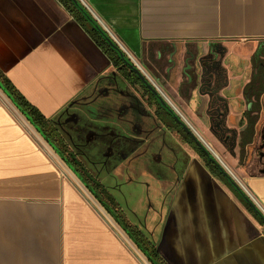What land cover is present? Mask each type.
I'll return each mask as SVG.
<instances>
[{
    "label": "crops",
    "instance_id": "obj_1",
    "mask_svg": "<svg viewBox=\"0 0 264 264\" xmlns=\"http://www.w3.org/2000/svg\"><path fill=\"white\" fill-rule=\"evenodd\" d=\"M80 1L264 210V144L247 174L209 127L215 105L226 129L245 127L264 0ZM85 20L61 0H0V264H150L79 175L161 264H264V225L194 149L161 126L145 134L152 112ZM201 59L225 70L213 94ZM262 126L264 89L255 136Z\"/></svg>",
    "mask_w": 264,
    "mask_h": 264
},
{
    "label": "flooded vegetation",
    "instance_id": "obj_2",
    "mask_svg": "<svg viewBox=\"0 0 264 264\" xmlns=\"http://www.w3.org/2000/svg\"><path fill=\"white\" fill-rule=\"evenodd\" d=\"M212 54H213V56L211 55L212 57H216L214 55V53H212ZM208 63H210V62L209 61L206 62L205 60L201 59L199 61V64H198V66H203V69H204L203 70V72H204L203 75H204V77H207L208 80H209L208 82H206V83H204L203 85L200 86V90L202 92L207 93V94H213L216 90H219L220 88H222L223 82L225 81V78H226V74H225V70L221 68V65H220L219 61L218 62L217 61L216 62L211 61V64H208ZM251 67H253V64H251ZM252 74H253V71H252ZM252 74H251V77H252ZM117 75H118L119 83H122L123 85L126 84L128 87H130V89L134 93H136V94H138L140 96V98L142 99L143 103L152 112V115H153L155 121L157 122V124L154 123L153 129H148L145 134L148 133V136H149V134H152L151 136L153 138H155L154 141H157L156 139H159V136H160L159 133L161 134V132L158 131V126H161L162 129H164L165 131H167L168 133H170L174 137L180 139L183 143H185L188 146H190L188 143H186L183 140L184 135H187V134L183 131L182 127L175 121V119L168 113V111H166V109L163 108L160 105V103L155 98V96L144 85L143 86L153 96L151 94H149V93L143 92L140 89H137L134 86H132V84L130 83L132 81L131 76L129 77V79H126V78H124L122 76V72L116 69V76ZM213 77L217 78V81L215 83L213 82V80H214ZM263 80H264V75H263ZM260 96H261V94L259 95V97L257 99L258 111L253 113L256 116L255 122L252 123L251 121H247V120H249L248 119L249 116L247 115L245 127L242 129V131L237 132V133L234 130H229V129L225 128L224 120H225V116H226V113H227V109H225L223 107H220L219 105L218 106L215 105V106L210 107V112H211V114H210V118H211L210 119L211 120L210 123L211 124L209 126L210 127V131L216 135L218 140H220L221 142L224 143V145L226 146V151L229 152L231 155H234V150L237 149L239 161L242 160L243 154H244V147H242V142L243 141H248L247 144H250L252 142L253 138L255 137L254 128H255V124H256V120H257V115L259 113V98H260ZM251 99L248 102L249 104H248L247 113L250 111V108H251L250 103H256L255 99H253V98H251ZM216 107H217V109H216ZM218 107H219V109H218ZM248 124H253L252 130H249L247 128ZM240 125L243 126V123L240 124ZM259 144L260 145L264 144V139L263 138H262V140L260 141ZM109 152H110V150L107 151V148H105L103 150V152L100 153V156H101V159H102L101 164L103 166L102 168H105V167L107 168L111 164V162H107V160L109 159V157H108ZM61 154L63 155L64 159L70 165L71 164H75L74 162L71 161L72 158L69 157V155H67V157H66V156H64L63 153H61ZM156 155H158L157 152H156ZM205 160H206V158H205ZM77 168L80 169L79 172H83L82 171L83 167L77 166ZM80 179L83 181V185H84L85 188H87L88 190H90V191H92V192H94L96 194V197H95L96 199L98 198L102 203H104L105 205H108V207L112 208L110 206V204L106 200L102 199V197L99 195V192H98L99 191V183L97 181L94 180V181H89L88 182V181L84 180L82 178V176H80Z\"/></svg>",
    "mask_w": 264,
    "mask_h": 264
},
{
    "label": "trees",
    "instance_id": "obj_3",
    "mask_svg": "<svg viewBox=\"0 0 264 264\" xmlns=\"http://www.w3.org/2000/svg\"><path fill=\"white\" fill-rule=\"evenodd\" d=\"M63 1L66 6L72 10L77 17L81 18L83 21L85 20L83 15L74 7V5L71 3L70 0H61ZM85 22L90 25L91 31H92V36L95 40L98 41L99 46L101 49L109 56L111 63L113 66L122 72V76L126 79H129L131 76L132 81L130 82L132 86H134L137 89H140L143 92L151 94L142 84L140 79L133 74L122 62V60L119 58V55L116 51H114L112 48H110L104 41V39L101 37V35L93 28V26L88 23L86 20ZM251 64H253L252 67V77L250 79L249 84L245 87V99L249 102L251 98L255 99L256 103H251V108L250 111L247 113L249 116L247 121H251L252 123L255 122L256 116L253 114L254 112L258 111V104H257V99L260 94L263 92V75H264V46H261L260 44L256 48L255 52L253 53L251 57ZM152 95V94H151ZM153 96V95H152ZM253 114V115H252ZM30 116V115H29ZM250 125V126H249ZM247 128L249 130H252L253 124H248ZM183 140L188 143L195 151L196 153L200 156V158L204 161V163L210 167L212 170L215 171V174L220 176L221 178L223 177L222 173L218 170L216 166L213 164L211 165L209 162H207L204 158L203 153L201 150L188 138L187 135H184ZM248 141H243L242 142V147H244ZM60 157L63 158V160L66 162L64 159L63 155L60 154ZM80 177V176H79ZM223 179V178H222ZM225 179V178H224ZM223 179V180H224ZM227 180V179H226ZM229 182V181H228ZM229 186L235 190V192L243 199L244 197L240 193L238 189H236L232 183L229 182ZM90 191V190H89ZM95 197L96 194L92 191H90ZM98 202L105 208V210L113 217V219L116 222H119L120 227L125 231V233L128 235V237L132 240V242L137 246V248L144 254V256L148 259L150 264H161L160 259L155 251L154 246L149 243L136 229L128 226L125 224L115 213V211L108 207V205H105L102 203L98 198ZM247 204V203H246ZM249 211L253 214V216L260 222V224H263V221L261 219V214L258 212H255V210L251 209L249 207Z\"/></svg>",
    "mask_w": 264,
    "mask_h": 264
},
{
    "label": "water",
    "instance_id": "obj_4",
    "mask_svg": "<svg viewBox=\"0 0 264 264\" xmlns=\"http://www.w3.org/2000/svg\"><path fill=\"white\" fill-rule=\"evenodd\" d=\"M74 7L83 15V17L90 23L93 28L101 35L104 39L105 43L116 51L119 55V58L122 60L124 65L135 74L142 84L155 96L160 105L168 111V113L175 119V121L182 127L183 131L188 135V137L192 140V142L201 150L206 160L216 166L218 170L222 173L223 177L227 179L232 185L240 191L243 200L247 205L255 210V212L259 211L253 204V202L246 196L243 189L236 183L235 179L232 175L225 169V167L221 164V162L214 156V154L208 149V147L204 144V142L197 136V134L185 123V121L170 107V105L163 99L161 94L157 91V89L149 82L144 75L133 66L131 61H129L125 55L119 50V48L114 44V42L107 36L104 30L95 22L92 16L79 4L78 0H70ZM48 141L47 139H45ZM263 224L264 218L261 217ZM119 224V222H117Z\"/></svg>",
    "mask_w": 264,
    "mask_h": 264
},
{
    "label": "rangeland",
    "instance_id": "obj_5",
    "mask_svg": "<svg viewBox=\"0 0 264 264\" xmlns=\"http://www.w3.org/2000/svg\"><path fill=\"white\" fill-rule=\"evenodd\" d=\"M254 138H255L254 139L255 140L254 141V143H255L254 146L251 145L246 150H244L245 156H243L241 163L239 161L237 149L234 150V155H231L229 152L226 151L228 153L229 157L232 160H234V165L235 166H239L241 164V167L243 169H245V171H246L247 174H251V173H254V172H257L258 171L257 170L258 169L257 168L258 167L257 166V162H259V160L256 159V157H255L257 155V153L255 152V150L257 149V146L260 145L259 143L262 140V138H264V126H262L259 129L257 135ZM206 145H207L208 149L214 154V156L226 167L227 170H229L227 168L226 164L224 163V161L222 160V158L219 156L220 154L217 153L212 146H210L208 144H206ZM229 172H230V174H232L234 176L235 179L237 178L236 175H235V173H234V171L229 170Z\"/></svg>",
    "mask_w": 264,
    "mask_h": 264
},
{
    "label": "built area",
    "instance_id": "obj_6",
    "mask_svg": "<svg viewBox=\"0 0 264 264\" xmlns=\"http://www.w3.org/2000/svg\"><path fill=\"white\" fill-rule=\"evenodd\" d=\"M79 4L87 11L86 7L83 5V3L78 0ZM88 12V11H87ZM89 13V12H88ZM90 14V13H89ZM93 18V17H92ZM94 19V18H93ZM95 20V19H94ZM97 23V21H95ZM98 24V23H97ZM102 28V27H101ZM103 29V28H102ZM104 30V29H103ZM104 32L107 34V36L114 42V44L119 48V50L125 55V52L124 50L120 47L119 43L114 39V37H112L111 35H109L105 30ZM126 56V55H125ZM127 57V56H126ZM129 61H131V63L133 64V66L135 68H137L143 75L144 77L152 83L151 80H149L146 75L144 74L141 66L134 62L133 60H131L130 58H127ZM152 85L154 86V84L152 83ZM155 87V86H154ZM156 88V87H155ZM232 175V174H231ZM233 177V176H232ZM234 178V177H233ZM235 179V178H234ZM236 183L241 187V185L239 184V182L235 179ZM242 188V187H241ZM246 196L253 202V204L255 205V207L257 208V210L259 211V213L261 214V216L264 218V210L258 205V203L250 196L248 195L246 192H245Z\"/></svg>",
    "mask_w": 264,
    "mask_h": 264
},
{
    "label": "bare ground",
    "instance_id": "obj_7",
    "mask_svg": "<svg viewBox=\"0 0 264 264\" xmlns=\"http://www.w3.org/2000/svg\"><path fill=\"white\" fill-rule=\"evenodd\" d=\"M224 166V165H223ZM225 167V166H224ZM226 168V167H225ZM233 176V175H232ZM234 177V176H233Z\"/></svg>",
    "mask_w": 264,
    "mask_h": 264
}]
</instances>
